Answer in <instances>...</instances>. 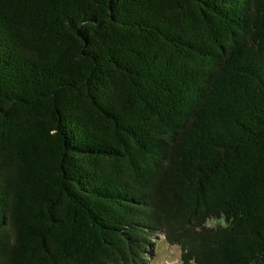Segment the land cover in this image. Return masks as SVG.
Masks as SVG:
<instances>
[{
  "label": "trees",
  "instance_id": "trees-1",
  "mask_svg": "<svg viewBox=\"0 0 264 264\" xmlns=\"http://www.w3.org/2000/svg\"><path fill=\"white\" fill-rule=\"evenodd\" d=\"M157 234L264 264V0H0V264Z\"/></svg>",
  "mask_w": 264,
  "mask_h": 264
},
{
  "label": "rangeland",
  "instance_id": "rangeland-1",
  "mask_svg": "<svg viewBox=\"0 0 264 264\" xmlns=\"http://www.w3.org/2000/svg\"><path fill=\"white\" fill-rule=\"evenodd\" d=\"M208 224L214 226L216 222L210 221ZM149 245L147 261L144 264H182L180 248L170 244L164 235L157 234L149 240Z\"/></svg>",
  "mask_w": 264,
  "mask_h": 264
}]
</instances>
